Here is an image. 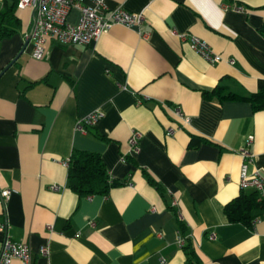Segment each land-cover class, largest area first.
Returning a JSON list of instances; mask_svg holds the SVG:
<instances>
[{
    "label": "crops",
    "instance_id": "crops-1",
    "mask_svg": "<svg viewBox=\"0 0 264 264\" xmlns=\"http://www.w3.org/2000/svg\"><path fill=\"white\" fill-rule=\"evenodd\" d=\"M105 1L142 11L144 22L115 25L90 45L52 41L36 60L31 44L24 47L31 11L18 9L20 30L0 43V190H11L0 202V245L6 236L27 243L33 264H159L160 257L185 264L180 220L201 264H264V213L252 228L224 213L241 192L239 150L249 135L248 172L264 171V110L203 95L217 85L239 95L264 86V0ZM78 18L76 9L67 16ZM172 30L199 37L222 60L207 62ZM94 110L102 116L77 130V119ZM170 125L180 129L167 136ZM132 130L142 133L136 151ZM192 136L213 143L192 148ZM73 150L100 154L121 184L107 195L71 190Z\"/></svg>",
    "mask_w": 264,
    "mask_h": 264
},
{
    "label": "built area",
    "instance_id": "built-area-1",
    "mask_svg": "<svg viewBox=\"0 0 264 264\" xmlns=\"http://www.w3.org/2000/svg\"><path fill=\"white\" fill-rule=\"evenodd\" d=\"M17 8H28L31 11L32 25L26 37H29L28 43L31 44V56L36 60H41L44 57L47 45L52 41L61 45H90L115 25L135 28L144 22L142 11L131 12L123 7L109 9L105 0H18ZM224 8L241 10L240 5L237 4H226ZM74 9L79 12V18L75 24L67 20L68 14ZM172 33L187 41L189 47L207 62L214 64L222 60L221 56L199 37L177 33L176 30H172ZM228 62L233 64L234 60L228 59ZM172 111L179 119L188 121L189 118L184 115L179 105H175ZM101 116L102 114L98 110L92 111L85 117L77 119L76 129L86 132L87 128L93 126ZM178 129H180L179 126L170 125L166 128V135L172 136ZM141 137L140 131H131L128 144L132 150L138 149ZM252 140L253 136L249 135L245 145L239 150L243 160L239 173V185L241 189L254 190L260 198H264V171L256 169L253 173L248 172V163L252 161L253 156L249 149ZM50 188L58 189L56 185H52ZM10 193L11 190L8 188L0 190L2 204L9 199ZM173 204H176L175 200H173ZM5 227V223L0 222V231H4ZM209 238H214V234L211 233ZM178 244L180 247L184 244L183 236H180ZM39 252L46 254L47 248L41 247ZM14 260H17L19 264H33L29 245L6 236L0 245V264H12ZM159 264H167L166 259L160 257Z\"/></svg>",
    "mask_w": 264,
    "mask_h": 264
},
{
    "label": "trees",
    "instance_id": "trees-1",
    "mask_svg": "<svg viewBox=\"0 0 264 264\" xmlns=\"http://www.w3.org/2000/svg\"><path fill=\"white\" fill-rule=\"evenodd\" d=\"M18 0H4L0 9V43L6 38L12 37L20 30V18L16 11ZM264 36V28L260 29ZM33 84V83H32ZM206 98L217 102L246 101L249 102L252 111L264 110V86L248 95H239L227 90L224 86L217 85L211 91H204ZM91 128V127H90ZM87 128L88 130L90 129ZM98 139L106 140V137L94 133ZM202 142H211L200 136H192L189 147H197ZM213 143V142H211ZM147 182L153 186L162 196L164 189L147 172ZM121 182L111 178L100 154L86 151L73 150L67 161V185L79 195H107L111 188L120 185ZM224 213L229 222L240 223L252 228L258 218L264 213V198H260L254 190L241 189V192L228 201L224 206ZM179 231L184 237L181 246L185 255V264H201L191 238L187 234L185 224L178 220Z\"/></svg>",
    "mask_w": 264,
    "mask_h": 264
},
{
    "label": "water",
    "instance_id": "water-1",
    "mask_svg": "<svg viewBox=\"0 0 264 264\" xmlns=\"http://www.w3.org/2000/svg\"><path fill=\"white\" fill-rule=\"evenodd\" d=\"M28 42H29V37H26L25 42H24V47L28 44ZM17 56L9 64H12L17 59Z\"/></svg>",
    "mask_w": 264,
    "mask_h": 264
}]
</instances>
